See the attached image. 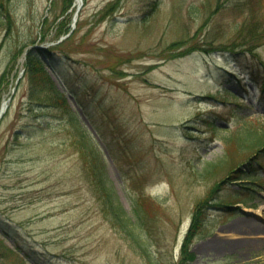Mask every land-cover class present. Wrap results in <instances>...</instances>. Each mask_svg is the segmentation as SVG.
Listing matches in <instances>:
<instances>
[{
	"label": "rangeland",
	"instance_id": "obj_1",
	"mask_svg": "<svg viewBox=\"0 0 264 264\" xmlns=\"http://www.w3.org/2000/svg\"><path fill=\"white\" fill-rule=\"evenodd\" d=\"M75 1L0 0V236L26 260L0 264H264V151L253 165L241 141L264 130V0ZM41 48L126 215L145 204L138 241L105 216L74 123L32 102Z\"/></svg>",
	"mask_w": 264,
	"mask_h": 264
},
{
	"label": "trees",
	"instance_id": "obj_2",
	"mask_svg": "<svg viewBox=\"0 0 264 264\" xmlns=\"http://www.w3.org/2000/svg\"><path fill=\"white\" fill-rule=\"evenodd\" d=\"M68 6L72 4L73 0H66ZM114 6V4H113ZM107 8L105 12L108 10ZM3 13L0 14V18H2ZM51 55V52L49 49L41 48L39 50H30L27 54V60L25 64V74L30 75V77H33L32 80L35 84L32 85L31 91H32V102L38 103V107L43 110L45 108L46 110H61L64 111V116L67 115V118L71 123H74V125L77 127L78 135L83 138L84 144L83 145V153L85 157L89 160V175L93 178V184L94 188L99 196V199L103 202V210L105 212V216L107 219L111 222V224L114 227H119L120 229L123 228V230H126L130 233L131 237L136 241H138V238L140 239V235H133V230L128 227V221L133 220L136 221H143L147 219L148 211L143 206L145 204L142 203V200H138L133 205L132 210V216H127V212L123 208L122 204L117 200L116 195H114L113 189L110 187V184L106 180L107 176V163H106V157L104 155V152L97 147L94 146L91 138L93 137L92 132L87 129H82L83 120L81 119V114L72 108V105L68 99L67 94L65 91L60 90L53 79L49 77V81L47 83H44L38 76L36 75L37 70H43L45 73V58L49 57ZM47 76V74H46ZM48 77V76H47ZM229 91V90H228ZM235 133H237L235 131ZM249 135L247 138L241 139L242 143L246 146V149L252 150L254 152L252 154V157L250 158V161L255 164L262 165L259 160L257 162H253L254 155H257L259 153H262L264 151V130L255 129L254 132L251 131L248 133ZM91 136V137H90ZM240 139V138H236ZM230 143V142H229ZM227 143V144H229ZM224 160L219 161L218 163H212L213 167L221 166L223 164ZM234 173L242 170L241 164L238 165H231L229 167ZM233 178H240V179H257L254 177L253 174H248L245 177L239 176V175H232ZM259 176V175H258ZM260 177V176H259ZM251 184V183H250ZM250 184L243 185L244 188L239 190L234 197L242 198L245 200L247 196L243 195L246 190H251ZM252 185V184H251ZM237 199V198H236ZM240 201V200H239ZM223 206H231L230 203L221 202ZM198 211L196 212V215L194 216L193 224L190 228L191 235L196 228L199 229V227L202 225V220L204 219V206L201 205L199 208H197ZM204 222V221H203ZM185 246L183 247V253L186 254L188 251V244L184 243ZM9 255H15L16 257L20 258V260L23 263H26L25 258L21 256L18 252L12 249L6 241L0 236V256H9ZM194 258V254L190 253L185 260H187V263L189 264L190 261ZM184 260V257L182 258Z\"/></svg>",
	"mask_w": 264,
	"mask_h": 264
},
{
	"label": "bare ground",
	"instance_id": "obj_3",
	"mask_svg": "<svg viewBox=\"0 0 264 264\" xmlns=\"http://www.w3.org/2000/svg\"><path fill=\"white\" fill-rule=\"evenodd\" d=\"M83 2H84V0H76V1H75V6H76V7L81 6V5L83 4ZM7 105H8V100L5 99V100L3 101V107H6V108H7ZM261 209H264V206H262ZM261 209H260V210H261ZM250 227H252V228L254 227V228H255V226H254L253 224L247 226L245 223H243V224H239V223H237V224H234V225L232 226V229L235 230V231H242V229H249ZM250 229H251V228H250Z\"/></svg>",
	"mask_w": 264,
	"mask_h": 264
},
{
	"label": "water",
	"instance_id": "obj_4",
	"mask_svg": "<svg viewBox=\"0 0 264 264\" xmlns=\"http://www.w3.org/2000/svg\"><path fill=\"white\" fill-rule=\"evenodd\" d=\"M79 7H80V6H79ZM4 112H5V107H2V109H1V111H0V119H1V117L3 116Z\"/></svg>",
	"mask_w": 264,
	"mask_h": 264
}]
</instances>
